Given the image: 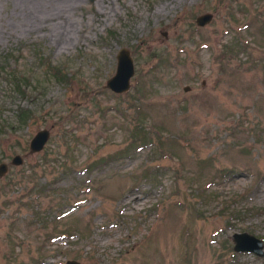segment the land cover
Segmentation results:
<instances>
[{"label": "rangeland", "instance_id": "rangeland-1", "mask_svg": "<svg viewBox=\"0 0 264 264\" xmlns=\"http://www.w3.org/2000/svg\"><path fill=\"white\" fill-rule=\"evenodd\" d=\"M4 54L29 89L0 73V118L32 116L0 135V163L23 157L0 178V264H264L232 240L264 244V0H0Z\"/></svg>", "mask_w": 264, "mask_h": 264}, {"label": "water", "instance_id": "water-1", "mask_svg": "<svg viewBox=\"0 0 264 264\" xmlns=\"http://www.w3.org/2000/svg\"><path fill=\"white\" fill-rule=\"evenodd\" d=\"M211 13H204L196 17L195 23L197 26H204L212 19ZM135 72L134 62L131 57L130 51L121 47L116 54V69L115 73L107 79L105 87L115 94H123L130 89L131 78ZM50 132L48 129L38 130L29 141V152L36 153L43 149L45 143L49 138ZM23 157L16 154L10 160V163H0V178L7 172L9 165H21ZM233 251L235 252H251L259 257H264V244L263 240L249 234L247 232H236L232 235ZM66 264H79L74 260H68Z\"/></svg>", "mask_w": 264, "mask_h": 264}, {"label": "trees", "instance_id": "trees-1", "mask_svg": "<svg viewBox=\"0 0 264 264\" xmlns=\"http://www.w3.org/2000/svg\"><path fill=\"white\" fill-rule=\"evenodd\" d=\"M110 33L113 32L110 31ZM38 51H39V53H37V55L39 56L38 60L41 61L43 65H45V70H44L45 73L51 76L52 78H54L55 80H57L58 82L68 83L71 76L67 72H64L61 69V67L52 64V62L49 59L45 58V56L42 55V51L40 50ZM157 55L160 60H163V58L165 57V54L162 52ZM6 56L7 54L1 55L0 61L2 60V58L3 60H5ZM0 73H4L5 79L9 81L10 87H8L7 93H9V96L11 98H15V97L23 98L26 96L27 91L29 89V78L27 77L26 74H24V72L20 70H6L5 67L1 65L0 62ZM13 116L14 119L10 124L9 122L0 118V135L4 134L5 129H7L9 126L11 127L10 129H14L16 127H22L23 125H25L27 121L31 118L32 111L29 108L17 105L15 110L13 111ZM152 142L153 141L150 140L149 138L141 143H136V140H133L131 145H133V149H134V147H138V146L141 147L140 145L152 144ZM129 151L130 149H126L125 147L124 149L118 150L115 153V156L119 154V156L117 157H120L122 155L127 154ZM109 157H110L109 159H111L114 157V155L111 154ZM106 160L107 159H103L102 162H105Z\"/></svg>", "mask_w": 264, "mask_h": 264}]
</instances>
